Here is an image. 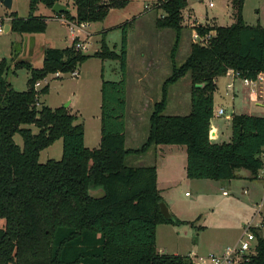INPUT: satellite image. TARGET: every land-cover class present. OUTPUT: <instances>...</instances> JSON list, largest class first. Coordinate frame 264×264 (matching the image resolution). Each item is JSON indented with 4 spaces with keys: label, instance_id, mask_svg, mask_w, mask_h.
Returning a JSON list of instances; mask_svg holds the SVG:
<instances>
[{
    "label": "trees",
    "instance_id": "obj_1",
    "mask_svg": "<svg viewBox=\"0 0 264 264\" xmlns=\"http://www.w3.org/2000/svg\"><path fill=\"white\" fill-rule=\"evenodd\" d=\"M57 1L30 0L26 17L10 12V31L21 35L43 32L47 16L34 11L38 4L51 8ZM72 3L74 13L55 12L53 17L102 21L110 7H121L125 0ZM154 4L164 12L156 18V26L173 29L175 41L169 53L171 73L162 83L161 98L153 105L147 136L139 148L125 147L126 24L120 51L102 40L93 53L101 60L117 59L121 72L117 80L101 75L96 147L85 146L84 127L76 122V113L39 102V96L48 91L47 84L35 88L48 74L72 72L89 58L75 48L76 39L63 48L46 47L39 67L23 59L13 62L14 56L0 59V218L4 219L0 264H195L189 255L157 250L158 224L192 221L173 213L172 219H166L160 212L163 199L154 164H126L129 154L143 153L153 145H184L189 179L230 180L240 169L255 178L262 165L264 115L233 113L228 142H211L209 124L217 77L229 68L250 78L264 71V26L247 24L242 16L244 0H231L233 22L196 25L200 34L210 30L213 34L206 45L191 42L188 55L177 65L180 32L184 26L190 28L183 16L187 0H156ZM12 67L28 71L25 90L14 89L8 81ZM186 73L191 79L189 113L163 114L168 85ZM30 124L37 132L23 126ZM15 133L20 134L22 146L14 141ZM59 138L60 159L40 163L39 152ZM238 264H264V239L258 238L256 253Z\"/></svg>",
    "mask_w": 264,
    "mask_h": 264
},
{
    "label": "rangeland",
    "instance_id": "obj_2",
    "mask_svg": "<svg viewBox=\"0 0 264 264\" xmlns=\"http://www.w3.org/2000/svg\"><path fill=\"white\" fill-rule=\"evenodd\" d=\"M62 1L68 5L70 13H74L75 8L72 0ZM155 1L125 0V4L121 7H110L108 14L102 21H94L91 24L87 22L88 25L85 30L77 32L85 44L82 51L90 55L87 60L76 67L79 75L73 76L71 72H62L60 77L47 76L50 83L48 92L41 96L42 102L52 108L63 106L69 108L71 112L79 111L80 117L76 122H81L85 128L86 146L87 144L94 146L96 138L100 136V120L97 111H99L101 101L100 85L102 78L117 80L121 77L117 59L101 60L93 56V53L95 48L100 46L102 40L110 48L120 51L123 24H126L129 54L125 74L129 92L134 93L135 89L139 87V72L144 70V67L140 65V53L153 52V58L157 61L149 68L143 79V83L148 84V90L153 96V101L149 107L142 111V120L137 131H142L143 137L138 139L136 146L139 148L145 140L153 104L160 100L162 83L171 73L169 53L175 41L173 29L159 28L155 25L156 18L164 13L161 8L155 6ZM29 2L30 0H12L10 9L0 2V18L2 16L5 20L10 11H16L18 16H27L29 14ZM213 3V7H207L204 2L199 0H187L186 9H183V16L186 18V11L192 8V17L196 19L197 23H204L207 18L213 17L219 24L232 23L234 10L231 0H213ZM34 14L49 16V14L53 15L54 12L46 5L38 4ZM242 16L247 24L258 23L264 26V0H244ZM4 20H0V25ZM26 35L30 36L33 41H25L23 37ZM190 38L191 29L184 26L180 32L176 49L177 65L181 64L189 53ZM72 39L73 36L68 26L60 19H47L46 28L40 33L21 35L13 31L3 30L0 33V58L9 59L14 56L13 62L21 59L31 60L34 66H40L42 57L33 58L35 54V51L34 53L31 51L33 45L37 46L40 43L43 46L63 48L70 46ZM25 47L27 50H24ZM27 78L28 73L24 67H17L15 74L11 70L7 75L8 81L16 90L26 89ZM226 80L227 78L223 76L218 79L215 99V108L218 104H223L226 113L221 117H215L220 118L227 129L230 124L228 113L231 111L264 115V106L258 104L256 95H252L247 87L242 86L243 84L239 79L237 81L241 85L238 84L240 88L239 90L236 89V95L230 94V92L225 94ZM190 90L191 79L188 73L180 77L175 83L169 84L167 104L163 114H188L190 111ZM262 98L259 96V99ZM23 126L30 127L33 132L38 130L33 124ZM13 139L22 146L20 134L15 133ZM179 146L181 145L174 147ZM155 147L154 145L151 146L141 156L138 164L155 165L156 163L160 166L161 175L171 173L175 181L172 190L164 193L165 198L171 204V210L177 217L192 221V223L179 225L158 224L155 244L160 253L180 255H189L191 252L198 255L221 253L225 247L237 244L243 233L244 225L249 222L254 223L264 217V203L260 208L257 206L263 194L262 184L259 180L254 178V182L250 183L245 181V178H240L229 183V180L189 179L184 170L185 159L183 155L181 156L180 151L174 153L172 165L165 163V168H163L162 158L156 156L158 151L155 150ZM61 154L62 140L59 138L52 145L39 152L38 161L44 163L48 159H60ZM136 157L134 153L129 154L126 158V164L135 166L133 159ZM239 171L242 172L244 169ZM223 190H226V193H223ZM185 192H188V195ZM3 225L4 219L0 218V227Z\"/></svg>",
    "mask_w": 264,
    "mask_h": 264
},
{
    "label": "crops",
    "instance_id": "obj_3",
    "mask_svg": "<svg viewBox=\"0 0 264 264\" xmlns=\"http://www.w3.org/2000/svg\"><path fill=\"white\" fill-rule=\"evenodd\" d=\"M58 1L61 2V3H64L66 5V3L63 2L62 0H58ZM11 6H12V2H11ZM49 9H51V8H49ZM184 9H186V8H184ZM10 12H16V11H10ZM16 14H17V12H16ZM54 14H55V12H54ZM54 14L53 15L52 14H49V16H47V19L48 20L49 19H54L55 20L56 18L53 17ZM187 14L190 16V18L187 16L189 22H191L192 20H196L195 18L192 17L193 16L192 15V8H190L188 11H186V15ZM39 15H43V14H39ZM20 17H22V16H20ZM24 17H26V16H24ZM0 19H3L4 20V18H2V16H1ZM9 20H10V16L7 15L5 17V20L2 21L3 26H4V31H10ZM91 23L92 22H89L88 24H91ZM199 24H218V25H223V24L217 23V20L214 17L211 18V19L210 18L209 19L207 18V20L204 23H199ZM6 25H9V28H7V30H5ZM226 25H229V24H226ZM115 26H117V25H115ZM118 26H119V24H118ZM187 28H189V27H187ZM23 38H25V41H27V42H32L33 41L31 39V37L30 36L28 37L27 35L25 37H23ZM74 38L75 37L73 36V39ZM73 39H72V41H73ZM46 47H50V46H43L40 43H38L37 46L33 45L32 46V50H31V51H33V53L35 51V54L33 55V58H38L40 56L43 57V50ZM98 49H99V47H96L95 48V51L98 50ZM24 50H27L26 47H25ZM33 53H31V54H33ZM148 54H149V57H147ZM148 54L147 53H140V55H141L140 65L142 67H144V70L141 71V72H139V76H138V82H139L138 85H139V87L135 89L134 93L128 91V86H127V83H126V94H125V147L128 148V149H136V148H138L136 146V145H138V142L137 141H138V139H142V137H143L142 131L141 132H138L137 131V127L139 126V124H140V122L142 120V111L144 109H146L147 107H149L150 106V103L153 101V96L150 94V92L148 90V84L147 83L144 84L143 83V79L145 77L144 75L148 72L149 68H151L155 63H157V61H156L155 58H153L154 57V55H153L154 53L153 52L148 53ZM128 60H129V54H128L127 38H126V69H125V74H126V70H127ZM27 61H29L32 64V66H34L33 63L31 62V60H27ZM35 67H39V66H35ZM12 72L15 74V69L12 68ZM27 73H28V71H27ZM61 73L62 72H56V73H51V74H48V75H52L54 77L55 76L56 77H60L61 76ZM28 75H29V73H28ZM47 76L44 79L39 80L40 81V85L38 86V88H40V87H42V86H44L46 84L48 85V88H49V83L50 82H49V79H48ZM220 77L221 76L217 77L216 80H215L216 81V90L214 92V110H216L218 107H224L223 104H220V105L218 104L217 108H215L216 107V105H215L216 91L218 90V79ZM223 77H226L227 78L226 83H225V88H226V84L228 82L232 81V80H233V85H234L233 92L232 91H228V89L226 88L225 94H228L230 92V94L236 95V92H237L236 89L239 90V88H240V86L238 84L241 85V83L237 81L238 80L237 78L232 79V76L229 75V74H226L225 73L223 75ZM11 85H12V83H11ZM242 86L247 87L248 90H249V92L252 95H255V93H253L251 91V88L249 86H245V85H242ZM41 96L42 95L39 96V102L40 103H44V102H42ZM155 102H157V101H155ZM263 103L264 102H259L258 101V104L259 105L264 106ZM78 112H74V113H76L78 115V120H79L80 113H78ZM97 113H98L97 115L99 117V114H100V104H99V111H97ZM233 113H235V111H233V112L231 111L228 114L231 117ZM239 113H246V114H248L247 112H242V111L239 112ZM217 117H221V116H217ZM230 117H228V120H231ZM146 136H147V134H146ZM146 136H145V138H146ZM230 138H231V121H230V124H229V128L227 129L226 125H224V123L221 122V119L220 118H216L215 116H213L210 119V124H209V139H210V141L211 142H214V143L228 142V141H230ZM99 139H100V136L96 138V144H94V146L95 145L97 146L99 144ZM93 143H95V142H93ZM84 144L86 146V132H85V128H84ZM176 145H178V144H159V145H156L155 150L158 151V153L156 152V156H159L160 158H162V167L165 168V163H166V165H168V164H171L172 165L171 162L174 161L173 160L174 155H175L174 153H177V151H180L181 156L183 155V158L185 159V162H184V170H185V165H186V149H185V146L184 145H181L179 147H174ZM94 146H91L90 144H87V147H94ZM147 151H145L143 153H140V154H135L134 153L137 156L136 158L133 159V163H135L134 164L135 166L140 165V164H138V163H140L139 162L140 161V158ZM155 167H156V171H157V180H156L157 187L160 190V194L162 196L163 201L167 204V206H168V208H169V210L171 212L172 211L171 210L172 209L171 208L172 206L166 200L164 193H168L170 190H172V187H173V183L175 181V178L171 175V173H168V174L163 173L161 175L160 174V170H161L160 169V166L158 164H156V163H155ZM240 178H245L244 180L247 181V182H250V183L251 182H254L253 181L254 178L253 179L250 178L249 171L246 170V169H244V171H242V172H240L238 170L237 171V176L235 178L229 180V183L232 180H239ZM248 180H250V181H248ZM255 180H257V179L255 178ZM254 185L257 186L256 184H254ZM223 191H226V190H223ZM185 194L188 195V192H185ZM171 213L174 214L173 211ZM174 215H176V214H174ZM183 220H188V219H183ZM188 221H190V220H188ZM162 224H168V223H162ZM157 227H158V225H157Z\"/></svg>",
    "mask_w": 264,
    "mask_h": 264
},
{
    "label": "built area",
    "instance_id": "obj_4",
    "mask_svg": "<svg viewBox=\"0 0 264 264\" xmlns=\"http://www.w3.org/2000/svg\"><path fill=\"white\" fill-rule=\"evenodd\" d=\"M199 1L204 2L207 7L214 6L213 0ZM187 16L190 18V16L187 14L186 19H188ZM56 19L62 20V22H64L68 26L70 33L75 37L74 39H76L74 45L75 48L82 51V49L85 48V44L83 43V40L80 39V36L77 32L84 31L88 25L87 22H75L67 20L64 17H56ZM2 24L0 25V33H2L4 30ZM198 24L199 23H197L196 20H192L190 22L191 42L200 45H206L208 43L209 37L211 36V34H213V30H210L208 33L205 34H200L195 29V26ZM71 74L73 76L79 75L76 69L73 70ZM226 74L231 75L232 79H239L243 85L249 86L251 88V91L255 93L256 97L258 98V101L264 102L262 101V99H264V71L259 72L255 78L242 77L239 75V72L235 71L232 68L227 69ZM39 85L40 81H37L35 83V88H38ZM226 88L229 91L233 92V80L226 84ZM259 96H262L263 98L259 99ZM225 113L226 112L224 107H218L216 110H214V116H222ZM228 117H230L229 114ZM260 157L262 160V165L255 176V178L261 182L263 188L261 201L257 203V206L259 208L264 203V149ZM223 193H226V191H223ZM244 193H246L245 190ZM258 238L264 239V217L254 223L249 222L248 224L244 225L243 233L239 237L236 245L225 247L221 253H209L206 255H198L197 253L191 252L189 254V257L195 261V264H238L242 260H248L251 255L256 253Z\"/></svg>",
    "mask_w": 264,
    "mask_h": 264
},
{
    "label": "water",
    "instance_id": "obj_5",
    "mask_svg": "<svg viewBox=\"0 0 264 264\" xmlns=\"http://www.w3.org/2000/svg\"><path fill=\"white\" fill-rule=\"evenodd\" d=\"M0 2H2L8 9L11 8L12 0H0ZM51 9L56 13L69 11V8L64 3H61L59 1L55 2L52 5ZM7 28H9V25H6L5 30H7ZM159 209L166 219L173 218L167 204L163 200L159 202Z\"/></svg>",
    "mask_w": 264,
    "mask_h": 264
}]
</instances>
